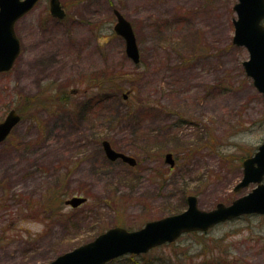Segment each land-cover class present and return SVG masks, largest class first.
<instances>
[{
  "label": "rangeland",
  "instance_id": "rangeland-1",
  "mask_svg": "<svg viewBox=\"0 0 264 264\" xmlns=\"http://www.w3.org/2000/svg\"><path fill=\"white\" fill-rule=\"evenodd\" d=\"M235 1L61 0L60 19L38 0L16 21L20 53L0 72V121L10 108L21 115L0 143V264L51 261L116 225L118 209L136 229L183 193L209 210L250 190L233 187L264 141V99L244 72L246 48L231 41ZM114 9L134 28L137 64L113 30ZM104 138L136 165L109 160ZM55 191L60 210L46 218L42 201ZM72 195L86 201L71 207ZM203 234L138 264H264L263 215Z\"/></svg>",
  "mask_w": 264,
  "mask_h": 264
},
{
  "label": "water",
  "instance_id": "water-1",
  "mask_svg": "<svg viewBox=\"0 0 264 264\" xmlns=\"http://www.w3.org/2000/svg\"><path fill=\"white\" fill-rule=\"evenodd\" d=\"M37 0H0V72L11 68L20 51V42L14 31L15 21L30 10ZM237 18L233 19L234 35L232 42L244 45L248 59L242 62L244 70L252 78L253 85L264 98V0H238L233 6ZM51 15L64 16L60 0H49ZM116 22L114 30L123 37L126 54L134 61L139 60L135 35L130 22L117 10H114ZM20 120V115L11 109L0 121V142L9 134L12 127ZM106 156L114 160L121 158L130 165L135 164L133 156L114 150L109 141H102ZM165 160L172 166L171 153H166ZM256 185L246 194L237 197L229 204L218 202L214 208L204 210L198 207L195 195L187 196V207L176 214L148 220L136 230L122 226L110 227L94 239L69 251L57 255L43 264H104L126 253H143L165 242L176 240L181 234L190 231H205L219 222L242 214H264V142L256 151L242 161V177L234 190ZM85 200L74 196L65 201L77 206Z\"/></svg>",
  "mask_w": 264,
  "mask_h": 264
},
{
  "label": "trees",
  "instance_id": "trees-1",
  "mask_svg": "<svg viewBox=\"0 0 264 264\" xmlns=\"http://www.w3.org/2000/svg\"><path fill=\"white\" fill-rule=\"evenodd\" d=\"M95 87V89L96 90H98L99 88H103V85H101V84H97V85H95L94 86ZM97 140V139H96ZM97 142H98V140H97ZM59 194H60V192L59 191H55V192H53V193H50V195L48 196V199H49V201H42V204H43V211H44V213H45V217L46 218H49V217H51V216H53L56 212H59V208H57L56 207V201H58V199H59ZM55 195V196H54ZM186 205V194H182L181 195V198H180V202H179V205H175L172 209H170V212H169V214H171V213H176V212H179V211H181L182 209H184L185 206ZM55 208H56V211H55ZM117 208V207H116ZM59 209V210H58ZM118 209V208H117ZM119 210V209H118ZM117 210V213H118V216H117V219H116V225H123L124 223H125V221H124V219H122V217H121V214H119V211ZM57 214V213H56ZM55 214V215H56ZM101 229H104V228H101ZM101 231H103V230H101ZM100 231V232H101ZM204 232H196V231H193V232H189V233H185L184 235H182V236H185V235H191V236H197V237H203L204 236V234H203ZM181 236V237H182ZM180 237V238H181ZM167 245H175L174 243H170V244H167ZM143 255H145V254H141V255H124V256H121V257H119V258H123V259H130V264H138V259H139V257L140 256H143ZM118 259V258H117ZM117 259H114V260H112L111 262H109V263H113V261H115V260H117ZM224 263H222V264H226L227 263V261L228 260H226V259H221ZM231 260V259H230ZM229 260V261H230ZM169 261V260H168ZM108 263V264H109ZM168 264V263H167Z\"/></svg>",
  "mask_w": 264,
  "mask_h": 264
}]
</instances>
